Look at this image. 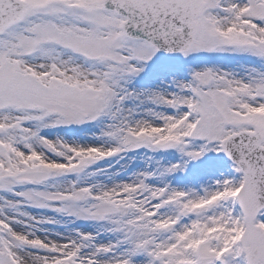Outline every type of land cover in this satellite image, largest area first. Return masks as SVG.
Instances as JSON below:
<instances>
[{"label": "snow or ice", "instance_id": "1", "mask_svg": "<svg viewBox=\"0 0 264 264\" xmlns=\"http://www.w3.org/2000/svg\"><path fill=\"white\" fill-rule=\"evenodd\" d=\"M0 264H264V0H0Z\"/></svg>", "mask_w": 264, "mask_h": 264}]
</instances>
